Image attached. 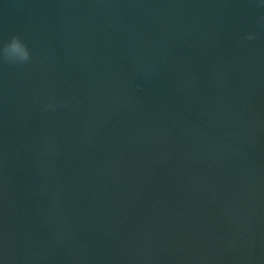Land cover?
Returning <instances> with one entry per match:
<instances>
[{
  "label": "water",
  "instance_id": "obj_1",
  "mask_svg": "<svg viewBox=\"0 0 264 264\" xmlns=\"http://www.w3.org/2000/svg\"><path fill=\"white\" fill-rule=\"evenodd\" d=\"M15 35L0 264H264L259 0H0Z\"/></svg>",
  "mask_w": 264,
  "mask_h": 264
},
{
  "label": "clouds",
  "instance_id": "obj_2",
  "mask_svg": "<svg viewBox=\"0 0 264 264\" xmlns=\"http://www.w3.org/2000/svg\"><path fill=\"white\" fill-rule=\"evenodd\" d=\"M261 5H264V0H259ZM255 33H248L247 39H255ZM0 58L12 63L24 64L32 59V51L29 45L19 35L13 36L10 40L0 45ZM56 103H49L47 108L55 110Z\"/></svg>",
  "mask_w": 264,
  "mask_h": 264
}]
</instances>
